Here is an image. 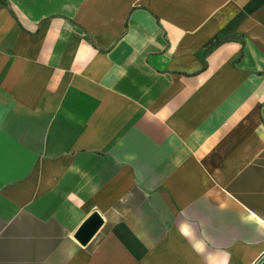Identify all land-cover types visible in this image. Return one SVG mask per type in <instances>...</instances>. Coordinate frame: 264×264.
<instances>
[{
    "label": "crops",
    "instance_id": "0c3cea01",
    "mask_svg": "<svg viewBox=\"0 0 264 264\" xmlns=\"http://www.w3.org/2000/svg\"><path fill=\"white\" fill-rule=\"evenodd\" d=\"M263 258L264 0H0V264Z\"/></svg>",
    "mask_w": 264,
    "mask_h": 264
},
{
    "label": "water",
    "instance_id": "95a60500",
    "mask_svg": "<svg viewBox=\"0 0 264 264\" xmlns=\"http://www.w3.org/2000/svg\"><path fill=\"white\" fill-rule=\"evenodd\" d=\"M102 224V218L98 213H94L79 229L76 237L83 243L86 244L98 231ZM258 264H264V258L259 261Z\"/></svg>",
    "mask_w": 264,
    "mask_h": 264
},
{
    "label": "clouds",
    "instance_id": "9594fccd",
    "mask_svg": "<svg viewBox=\"0 0 264 264\" xmlns=\"http://www.w3.org/2000/svg\"><path fill=\"white\" fill-rule=\"evenodd\" d=\"M181 231H182V234L185 235V236H187L189 234L187 227L183 228ZM199 250L200 249L197 248V251H199ZM223 264H227V260L223 261Z\"/></svg>",
    "mask_w": 264,
    "mask_h": 264
}]
</instances>
